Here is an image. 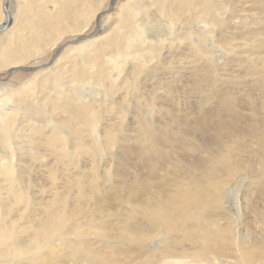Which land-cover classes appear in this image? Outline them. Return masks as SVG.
I'll use <instances>...</instances> for the list:
<instances>
[{"label":"bare ground","instance_id":"bare-ground-1","mask_svg":"<svg viewBox=\"0 0 264 264\" xmlns=\"http://www.w3.org/2000/svg\"><path fill=\"white\" fill-rule=\"evenodd\" d=\"M113 1L116 5L118 2L121 3L124 0H112L111 2ZM132 1L135 2L137 0ZM190 1L194 3V0ZM203 1L204 10L201 14L203 31L199 33V36L201 34L203 39L205 35L206 40L209 41L212 48L216 50L213 51L220 52L221 58L223 56L224 59H227L232 64H234L240 76L246 74V71L250 69L252 72H247L250 74V76H248V80L252 82L257 81L256 83L259 82L260 86H264V0ZM3 2L4 0H0V69L6 68V76L3 77L0 74V82L9 80L10 74L18 70L19 72L23 70H25V72L28 71L26 73H33V76L34 73L40 72L35 74V79L33 77L31 78V83L35 86H38L48 96L46 97L47 100H45V108L41 111L38 110V106V108H34L32 106L33 109H30L29 105V107H23L19 102L16 103L14 107H11L10 105L12 102H15L14 100L16 99V95L21 94L22 97L26 96L28 93L32 92L31 88H26L25 86H20L18 88L16 87L18 90H15L13 93H9L7 91L6 95H1L4 97L3 100L0 97V108L2 107V109H0V264H9L10 262L8 263L7 261L9 258H11L15 264L23 263V261L27 264H72L68 258L70 257L69 253L71 256L75 254L76 264H264V236L254 238L250 236L252 234H246L242 224H246L244 222L247 220L245 221V218L241 219V216H243L242 209L244 210L245 207L251 209L255 208L254 206L247 207V205H249L247 202L249 201H247V197H245L246 195H244V193H248L250 195L249 192H252L255 195L257 194L259 196H264V133L262 132L264 129L262 128L261 130V127L258 126L259 123L257 122L261 120H257V118H255L258 117V115L255 117L252 116L255 118L254 120L251 119L252 117L250 115L249 117L251 118L248 120L249 118L245 114V118L246 116L248 118L246 121H255L254 123L250 122V124H248L245 121V118H243L244 115H241L238 109L240 105L237 107V103L233 105V111L236 114L230 111L232 104L230 107H228L229 105L227 104V107L230 109L228 112L230 111V113L235 114H232L233 117L231 114H229V118H227L225 114L228 112L222 110V108L226 109L225 103V107L217 108V110L221 109L220 111L226 112L225 114L224 112H219L221 116L219 113V116H213L214 113H212L213 115H206L203 113L198 118H193L195 123L198 121L202 123L201 125H203V127H200V129L206 128L213 132V134H211L214 135V137L211 136L213 137L212 139L215 138V135L218 137L224 136L226 141H220L223 137L220 138V140H218V138L214 139L215 141L210 139L214 143L213 147H215L211 148V146H208L210 140L208 139V141L202 139L200 146H202L201 148L204 147L206 149V158H203L200 161L199 158H197L198 160H196V162L194 161L192 166H188L189 169L187 170H179L175 174L172 173V175L167 173L168 175L172 176L171 178L165 176V179H151V174H155L159 167L156 165L157 161L156 163L154 162L156 160V156H158L159 162H163L164 166V162H169L171 158L169 157L171 156L170 153V155L165 154V149L171 145V141L174 142L175 140L177 141L180 139V136L179 138L174 137L173 133L172 136L174 137V140L172 136H166L167 131L164 132L165 129L162 126L161 127L164 129L163 132L165 134H161L159 132L160 128L158 129L159 123H157L158 125L155 126L151 122L152 112L154 119L156 118L157 120L158 117H161L164 114V111L162 110L159 103L161 101L160 99L164 98L162 100L165 102L169 101L171 104H173L172 102H177L180 100V97L188 94L190 89L189 87L187 88V86L190 85H188L189 83L187 79H184L181 82L182 75L179 74L181 83V86L178 85L180 86L179 90L175 91L172 84V87L170 88V82L172 83L174 77H170L171 75L166 76L165 74L158 73L161 70L164 72L166 69L164 70L163 67H159L161 70H157L159 68L153 66L154 63L151 64L153 67L149 68L156 67L155 69H147L149 71H147V73L144 71L145 69L143 70L146 73H143V75H145L144 77L141 75V77L145 78V82L143 83H141L143 78L141 79V82V77L138 80L141 67L144 66L143 65L140 67L139 65L141 63L139 65H130L132 68L127 70L121 82H117L116 80V76L119 75H112L111 72L117 69L118 64L122 66L124 63L129 64V62H127L128 56H132V58H134L133 56H141V51L144 49L152 51V47L155 45L156 41V38L154 40V37L151 36V30H153L152 27L154 26V23H156L152 12L149 14L150 16L148 20H146L145 17H139L142 9L140 10L138 7L135 8L131 5L132 7L126 9L127 14L123 13L119 9L117 10L118 13L115 11L117 14H115L113 17L107 18L108 22H106L109 23L108 26H104L103 23L99 22L97 28L92 34H86L87 36L79 35L80 40L77 39L78 41H76V43L74 40L70 39L67 45H74H71V47L69 46L67 49H72L73 46L79 47V53L76 55V50H72L74 55L71 57V59H76V57H78L79 60L77 62H66L65 59V63H68L66 67H63V61L57 62L56 66H54L53 61L55 63L57 59V57H54L57 54L59 55L60 51L65 52L64 49L60 50V47L59 50L55 49L53 51L54 53L51 57L54 58V60L52 62L47 61L42 64L40 63V65H30V67H34L27 69V66H22L21 63L24 64L27 59L33 57L34 55H41L44 50H48V46H54L59 38L79 31L81 24L90 17L92 12H95V10L99 9L100 3H102L103 0H16L17 4L15 5H17V8L19 9L17 10V13L15 10L16 6L12 8L11 0H7L6 7L9 15L4 11ZM153 2L158 13L160 15H165L167 20L171 23L182 21L185 18H189L192 14L190 13L191 10L187 11L189 0H153ZM191 8L192 4L190 9ZM111 10L112 7L109 4V8L101 12L105 14L107 12L109 13ZM15 14H22L23 16L25 15V18L21 21L20 19L22 17L19 19L20 15H18V18H16L17 16ZM99 14L100 11L95 13L96 18L99 17ZM155 16L157 15L155 14ZM134 20H137L138 23L134 24ZM157 31L155 33H157ZM7 35L10 36L5 38ZM188 37L193 38V36ZM202 39H199L198 42L196 40L193 41L189 39L190 45L194 47L192 50H194L193 56L195 55V62L197 61V63H195L196 65H194L195 69H192L195 75L204 69L206 70V68L210 66L204 57L209 53L210 46L208 44L199 45V42ZM151 43L154 44L152 45ZM155 46L158 48L160 47L158 45ZM51 57L49 56V58ZM158 57H160V55ZM167 58L169 57L167 56ZM35 60L36 59H34V61ZM210 60L213 62L217 61L215 59ZM170 61L166 60L163 64L167 65L170 63ZM161 62H163V60ZM182 68L184 69L186 67L183 66ZM232 69H234V67ZM51 71L54 73L57 71L58 74L54 80L55 82L52 81L53 83H48L47 79H45V76ZM170 71L172 72V70H169V72ZM166 72L168 71L166 70ZM175 73H178V71L174 70V74ZM208 73L210 74L208 71L205 74ZM205 74L203 75L202 80L207 83L208 79L212 80V78ZM227 74L229 75V73ZM249 74L242 76V78ZM66 80H68V83L72 86L77 87V89H69ZM175 80L178 83L177 79ZM230 80L231 79H229V81ZM248 80L246 81L247 83H245L247 85ZM196 81L197 80H193V82ZM122 83L123 88L119 89L120 91L118 92L120 93H117L118 87ZM199 83L201 82L199 81ZM234 83L233 85L235 88ZM252 84L253 83H251V85ZM199 85L201 87V84ZM225 86L226 85L223 84L222 87ZM90 87H93L94 92H90ZM98 87L99 89H94ZM204 87L205 85L201 88L203 89ZM231 87L233 88V86H230V88ZM2 88L4 87L2 86ZM226 88H229V86L221 88V90ZM230 88L228 89L229 94L232 91H229ZM240 88L241 87H238L237 89ZM80 89L83 90L82 93H78L80 92L78 91ZM159 89L164 90L153 97H156L159 100H157L159 104L157 102L156 104H158L160 107L158 105H156V107H142L145 105L143 103L149 100L148 95H151L149 94L152 93L151 90L153 93H155ZM208 89L205 88L207 92ZM197 90L198 89H196V91ZM215 90L217 91V89ZM236 90L235 92L238 91ZM147 91L150 92L146 93ZM90 93H95L94 95L100 98L98 100H100L101 103H104L105 98H108V106L105 107L103 103H97V105H99L97 106L94 103V100L89 97ZM246 93L251 95V93L247 91ZM226 94L227 93L224 92L223 95ZM208 95H210V93ZM242 95L243 94H241V96ZM231 96L233 97V95ZM135 97L139 100H137ZM240 97L237 96L235 98ZM36 98H38V96ZM217 98L222 99V97ZM243 98H245V96ZM30 99H32V97ZM204 99L205 98L201 100ZM216 100L217 99H215V103ZM225 100L227 99L225 98ZM239 100L240 99H238V101ZM29 101L31 100H28V102ZM28 102L26 101V103ZM181 102L180 105L183 104ZM161 103L164 104L162 101ZM184 103L186 104L187 102L185 101ZM239 103H242V100L241 102L239 101ZM243 103L245 105V99ZM171 104H169V109ZM219 104L217 101V105ZM37 105L39 104L37 103ZM164 106H168V103L167 105L165 103ZM186 106H188V103ZM190 106L191 105L188 107ZM182 107L185 106L182 105ZM214 107L216 109V106ZM242 107L244 108V106ZM127 108H130V110ZM211 108L213 111L214 108L210 107V109ZM164 109L168 110L166 107ZM185 109L187 110L188 108ZM172 110L173 109H170L168 111L172 113ZM208 110H206V112ZM174 111H176V108H174ZM187 111H185V113ZM43 113H49L51 116L47 117L46 115V117H44L42 120V118L39 117V114ZM111 113L114 114L112 115V120H116L118 118V124L121 126H116L118 124L115 121L114 122L116 125L115 123L107 124L108 121H105L107 126H102L101 124L102 127L99 128L100 133L97 135L96 121L99 120V118L102 119L104 114L111 115ZM222 113L225 117L222 115ZM130 114L131 117H129ZM190 114L187 116H190ZM165 115L167 114L165 113L163 117ZM173 116H175V114L172 113L171 117L173 118ZM128 117L134 121L137 119L138 123H141L142 127L145 128H143L144 132H142L144 136L143 141L147 142L148 146H146V150L150 148L149 152H152L151 154H153V156H150L154 158L151 159L152 157L150 158L147 155V158H150V160L146 158V163L147 160L149 162L154 160L153 162L155 163H153V165L149 162L145 164V166L147 165V168H144L148 171L147 173L145 172V174H138L140 170L138 168L139 170L137 174L135 173V177H133L134 175H130L132 172L128 175V173L123 169V163H125L126 159H122L120 156L122 161H116L118 159L117 158L115 160L117 162V166H111V168L113 167L112 180L114 183L110 187V190L107 189V191H101L105 187L101 189L99 187L100 185H97L99 189L95 187L97 188V191L95 192L94 190L96 189H92L93 185L91 188L89 186L90 189L86 186L83 188V185L85 184L82 185V182L76 180V178L74 180L71 179L74 185H76L77 181V184L80 187L78 191H80L79 194L81 197L86 195L95 196L93 197V203L88 200V203H91V205L89 204L90 206H88V203H86L87 208L82 207L77 210V208L82 204H85V202L83 203L81 200L79 202L76 201V212L74 211L75 206L73 207L71 204V199L73 197H70L69 202V198L66 194L71 188L66 191H61V184H59V182H54L56 176L50 177V183L52 189H54V192L52 191V196H46L43 194L48 197L47 199L46 197L43 198L44 196L41 197V193L40 196L36 195L37 193L34 192L35 188H32L33 190L31 189L33 181L27 179V173L25 174V172H23L24 170L22 169V163H24V161L28 162L29 159H35L36 156L40 157L38 156L40 152L38 151V143L40 140H45V143L51 147L49 150L54 156H61L62 152H66L69 154V156H76L78 151L79 154L82 155L83 152L81 150L90 152L91 154H89L94 156L100 155V149L106 150L108 153V151L111 149L110 146L114 142L115 143L113 145L122 142L120 137L118 140L114 137V132H118L117 130H123L125 128L127 122L125 124H122V122ZM140 118H143V121L141 120L142 122L139 121ZM145 119L147 120V124L144 123ZM179 119L177 118V120ZM184 119H180L182 120V123L184 122ZM133 120L131 121V125L129 127H131L132 123H134ZM170 120L173 121V119ZM168 121L169 120H167V123ZM177 122L179 123V121ZM260 124H262V122ZM163 125L168 124L163 123ZM197 125V128H192L194 130L198 129L200 124ZM66 127L69 128L70 131L72 130V135L76 133V130L79 131L78 134L76 133V136L72 138V143H70V145H66L65 142L64 144L61 136ZM184 128L185 127H183V130ZM175 130L178 132L179 128ZM123 131L127 132L126 128ZM200 131L202 132V130ZM86 132H89L90 135L95 134L96 136L94 135V138L91 141L82 142L80 136ZM182 133L184 134V132ZM130 134L132 135V133ZM41 135H44V137L42 138ZM99 135H101L100 137L102 138H100V140H102L101 142H103L102 145H100L97 141ZM122 136H124L123 133ZM135 136L139 137L138 135ZM191 136L188 138H181L182 142L179 144L180 149L181 147H190L191 149H194L195 144L192 142H194V139L197 138L194 134ZM170 137L172 140H170ZM136 140L138 142L137 138ZM68 142L67 144H69ZM120 145L122 144H119V146ZM252 145L255 146L253 149L250 147ZM99 146H102V148H99ZM128 146L130 147L131 145ZM124 147L122 145L121 148L123 149ZM197 147L199 146L197 145ZM197 147H195V149ZM170 148L174 149L173 147ZM176 148H178L177 144ZM125 149L124 153L126 155H130L129 152L135 153L136 151H133V149ZM110 151L109 153H111ZM195 151L197 152V150ZM43 153H45V151ZM203 155L206 156L204 152ZM135 157L132 158L135 159ZM42 158L47 157H45L43 154ZM77 158L80 160L79 155ZM81 158H83V156ZM127 158L128 164L131 161V157L129 156ZM143 159V156L142 160L141 157H139V160L144 161ZM123 160L125 161L123 162ZM172 160L174 162L173 164L178 163L174 159ZM252 160L254 164L256 163L260 166V169L254 167L253 170V164L251 163ZM109 161L110 159L107 157L105 162ZM30 162H32V160H30ZM135 162L136 160H134V163ZM39 163L40 162H38V164ZM54 163L57 162L54 161ZM136 163L140 162L137 161ZM40 164L39 166H42ZM256 164L255 166L257 167ZM103 166L104 168L102 170V178L100 177V181L103 179L105 183V180L108 178L107 176L109 174L110 164L105 163ZM139 166L140 165H138V167ZM60 169H62V167ZM75 169L77 170L78 168ZM75 169L72 170L73 172L70 170V174L74 175ZM80 169L82 170V168ZM127 169L126 171L129 170ZM161 170L162 169H160V171ZM64 171H66L65 168ZM165 171L167 170L165 169ZM33 173H35V171ZM241 173H246L247 175H244L248 176L249 179V181L245 183V186L248 187L247 192L245 191L242 196L245 205L243 206V200L236 201L238 198L232 203L228 201L224 202L222 196V190H224L223 188H225L226 184L230 181L233 182L232 180L235 179L236 175ZM24 174L25 176H23ZM73 175H70V178ZM39 176L42 175L39 174ZM67 176L69 177L68 174L66 177ZM131 176L133 178H131ZM43 177L44 176H42V178ZM63 179L66 180L64 177H62V180ZM109 182L110 181H108V183ZM68 183L70 182L68 181ZM114 185H116L118 190ZM34 187H36V184ZM69 187L71 186L69 185ZM42 188L44 189L45 186L43 185ZM65 188L67 189L68 187ZM74 188L75 187L72 189ZM86 188L89 190H86ZM72 191L76 193L75 190ZM121 191L124 193H121ZM48 192L46 191V193ZM97 193H100L101 196H96L95 194ZM70 194L72 195L73 193L71 192ZM67 198L68 200H66ZM44 199H46V201H44ZM253 201L255 200L253 199ZM224 204L228 205L226 206L228 210ZM18 205H20L23 209ZM250 211L252 212L253 210ZM11 212L13 214L9 215H14L12 216L13 218H9L11 216H8V213ZM254 216V218H257V216L261 218V215L259 216L258 213H255ZM260 218L255 220V223H257L255 225L256 229L262 227V224H264V222H261ZM262 219L264 218L262 217ZM90 235H92V238L88 241L86 240L83 242L78 239L82 237L86 239L85 237ZM67 236H74V240L70 241L76 243V245L72 244V242L66 241L68 238ZM83 238L82 240H84ZM46 243H49L51 246L49 245L50 247L47 246V248H45ZM44 248L46 249L45 251H43ZM21 260L23 261L21 262Z\"/></svg>","mask_w":264,"mask_h":264},{"label":"rangeland","instance_id":"rangeland-1","mask_svg":"<svg viewBox=\"0 0 264 264\" xmlns=\"http://www.w3.org/2000/svg\"><path fill=\"white\" fill-rule=\"evenodd\" d=\"M110 1V2H109ZM111 1L112 0H103V2L102 3H100V6H99V11H100V14H99V17L98 18H96V16H95V13H97V12H99L98 10H95V12H92L91 13V15H90V17L87 19V20H85V22H83L82 24H81V26H80V30L79 31H77V32H74V33H72V34H68V35H65V36H63V37H61V38H59L58 39V41L54 44V46H48V50H44L43 51V53L41 54V55H38V56H36V55H34L33 57H31V58H29V59H27V61L26 62H24V64L23 63H21L22 64V66H27V69H30V68H33L34 66H31L30 67V65H40V63L42 64V63H44V62H47V61H53L54 60V58H56L57 57V59H59V60H57L56 59V62L54 63V61H53V64H54V66H56V64H57V62H62L63 61V63H64V65H63V67H66L67 66V64L68 63H65V59H66V62L68 61H78L79 60V58L78 57H76V59H71V57L74 55V52L72 51V50H76V55L79 53V47H77V46H73L72 47V49H67L69 46L71 47V45H74V44H71V45H67V43L70 41V39H72V40H74V42L76 43V41H78V40H80L79 39V37L80 36H87V35H90V34H92L94 31H95V29H96V25H97V22H98V24H99V22L100 23H103V25L105 26H108V24L109 23H107L108 22V19L107 18H109V17H113L115 14H117L118 12H117V10H119L120 9V11H122L123 13H126L127 14V11H126V9H129L130 7H138L140 10H141V12H140V14H139V17H145L146 18V20H148V18H149V14L152 12V14H153V16H154V18H155V22L156 23H154V26L152 27L153 28V30H151V36L152 37H154L153 39L155 40V38H156V41H155V45H158V46H160L159 48L161 49H159L158 47H156L155 45H153L154 43H151L152 45H153V47H152V51L151 50H147V49H144L143 51H141L142 53H141V56H133L134 58H132V56H128V59H127V62H129V64L128 63H124V65L122 66V65H120V64H118V66H117V69L115 70V71H112L111 73H112V75H119V76H116V77H114V78H116V80H117V82L118 81H120L121 82V80H122V78H123V76L126 74V72H127V70H130L132 67L130 66V65H133V64H140L139 66L141 67V66H143V67H141V70H140V73H139V75H138V80H139V78L141 77V75L144 77L145 75H143V73L144 74H146L147 73V69H149V70H153V69H155L156 67H163L164 68V70L166 69L168 72H166V70L163 72L162 70H161V68H159V69H157V70H161V71H157L158 73H160V74H165L166 76H170V77H174V79L172 80V83L170 82V85L172 84L173 85V89L175 90V91H177V90H179V88H180V86H181V83H180V76H179V74L180 75H182L181 76V82L185 79H187L188 80V85H190V86H187V88L189 87V89L191 90H189L188 91V94H185V95H183L182 97H180L179 99L182 101H177V102H172L173 104H171V102H165L164 100H162V99H164V98H162V99H160L162 102H164V104L163 103H161V101L159 102L160 103V105H161V108H162V110L164 111L163 113L165 114H167V115H165L164 117H163V115L161 116V117H158L157 118V120H156V118L154 119V115H153V112H152V124H154L155 126L156 125H158L157 123H159V125H158V129H159V132L161 133V134H165L164 132H166L167 131V134H166V136H172V133H173V135H174V137H177V138H179V136H180V139H178L177 141L175 140L174 142L173 141H171L172 143H171V145L169 146V147H167L166 149H165V154H168V155H170L171 154V156H169V157H171L170 158V163L169 162H164L165 164H164V166H163V162L162 161H158L159 159H158V156H156V160L154 161V160H152V161H148L147 160V163L149 162V163H152V165H153V163L155 162L156 163V161H157V163H159V164H157L156 163V165L157 166H159L158 167V170L160 171V169H162L160 172L157 170L156 172H155V174L154 173H152L151 174V176H152V178L151 179H158V178H161V179H165V176H167V177H172L171 175H172V173L173 174H175V173H177V171H179V170H187V169H189V167L190 166H192L193 164H194V161L196 162V160H198L197 158H199V161L201 160V159H203V158H206L207 157V154H206V152H205V148L203 149V148H201L202 146H200L201 145V143L200 142H202L201 140L202 139H205V140H213V141H215L214 139H217L218 138V140H220V138H225L224 136H221V137H218V136H216L215 135V138L214 139H212L213 137H214V135H211V134H213V132L212 131H210L209 129H204V128H202V129H200V127H203V125H201L202 123L200 122V121H198V122H196L195 123V120L194 119H196V118H198L199 116H201V114H206V115H213L212 113H214V115L213 116H215V115H218V113L219 112H224V114L226 113L225 111H227L228 112V110H230V111H232L233 113H235L234 111H233V105L234 104H237L238 103V105H237V107L240 105L241 106V108L243 109H241L240 108V106L238 107V109H239V111H240V113H241V115H244L243 116V118H245V114L248 116V118H247V116H246V118H245V121H246V119H248V120H250V118L252 117V116H257L258 115V117H255V118H257V120L259 119H261L259 122H257V123H259L258 124V126L259 127H261L260 129L262 130V128L264 129V125H262V124H264L263 123V120H264V86H260L259 85V82L258 83H256L257 81H255V82H252V81H249L248 80V76H250V74L249 73H251L252 71L250 70V69H248L247 71H246V74H249V75H247V76H245L244 78H242V76H244V75H246V74H243V75H239L238 74V72H237V70H236V67H235V65L234 64H232L230 61H228L227 59H224V57L222 56V58L220 57V52H214V51H216L215 49H213L212 48V46H211V44L209 43V41H207L206 40V38H205V35H204V38L202 39V37H201V34H200V36H199V33L200 32H202L203 31V28H202V18H201V14L203 13V10H204V6H203V0H194V3H192L190 0H189V2H188V9H187V11L188 10H191L190 11V13H192L191 14V16L189 17V18H185V19H183L182 21H177V22H175V23H171L170 21H168L167 20V18H166V16L165 15H160L159 13H158V11L156 10V7H155V5H154V2H153V0H137V1H135V2H133L132 0H124L123 2H121V3H117L116 5H115V3H114V1H113V6L112 5H110L111 7H112V10L111 11H109V13L107 12V13H105V14H103V12H101V11H103V10H107L108 8H109V4H111ZM127 1V2H126ZM141 1V2H140ZM169 1V0H168ZM142 2H143V4H142ZM125 3V4H124ZM135 3V4H134ZM11 4H12V8L13 7H15L16 6V8H15V10H16V13H17V10H19L18 8H17V5H15V4H17L16 3V0H11ZM191 4H192V8L190 9V7H191ZM121 5V6H120ZM132 5V6H131ZM196 6V7H195ZM118 7V8H117ZM125 8V9H124ZM117 13H116V12ZM186 11V12H187ZM196 11V12H195ZM201 12V13H200ZM198 13V14H197ZM155 14L157 15V16H155ZM17 17L16 18H18V15H20V17H19V19L22 21L24 18H25V15L23 16L22 14H15ZM22 15V16H21ZM136 18V17H135ZM95 19H97V20H95ZM163 19V20H162ZM194 20V21H193ZM107 21V22H106ZM135 21V22H134ZM133 21V23L135 24V23H138L137 22V20H134ZM158 21V22H157ZM165 21V22H164ZM163 22V23H162ZM104 23H106V24H104ZM160 23V24H159ZM115 25V24H114ZM113 25V26H114ZM200 25V26H199ZM157 26V27H156ZM162 28V29H161ZM176 28V29H175ZM83 30V31H82ZM157 31V33H155L156 31ZM83 34H82V33ZM159 32V33H158ZM162 32V33H161ZM168 33V34H167ZM189 33V34H188ZM78 34V35H77ZM85 34V35H84ZM87 34V35H86ZM159 34V35H158ZM80 35V36H79ZM10 35H7L5 38H8ZM158 36V37H157ZM166 36H167V38H166ZM188 36H193V38H189ZM63 38V39H62ZM88 38V37H87ZM195 38V39H194ZM76 39V40H75ZM78 39V40H77ZM164 39H166V40H164ZM189 39L190 40H193V41H199V39H202L200 42H199V45H205V44H208L209 46H210V49H209V53L208 54H206V56H204L205 57V60L209 63V67H207L206 68V70L208 71V72H210V74L208 73V74H205V73H207V71L204 69V70H202V71H200L199 73H197V75H195L194 74V71L192 70V69H195V67H194V65H196L195 63H197V61L195 62V55L193 56V52H194V50H192L194 47L193 46H191L190 45V42H189ZM66 40V41H65ZM173 40V41H172ZM164 41H166V42H164ZM153 42V41H152ZM169 42V43H168ZM186 42H187V44H186ZM63 43V44H62ZM165 43H166V45H165ZM177 43V44H176ZM179 43V44H178ZM60 45V46H59ZM64 45H66V46H64ZM162 45V46H161ZM169 45V46H168ZM177 45V46H176ZM57 48H56V47ZM60 47H61V49H60ZM162 47V48H161ZM175 48V49H174ZM177 48H179V49H177ZM55 49H60V50H62V49H64L65 50V52H63V51H60V54L58 55H56L54 58H52L51 56L53 55V51L55 50ZM154 49V50H153ZM71 50V51H70ZM214 50V51H213ZM67 51V52H66ZM51 52V53H50ZM73 52V53H72ZM157 52V53H156ZM50 53V54H49ZM65 53V54H64ZM67 53V54H66ZM216 53V54H215ZM47 56H46V55ZM157 54V55H156ZM164 54V55H163ZM190 54H191V56H190ZM210 54V55H209ZM215 54V55H214ZM70 55V56H69ZM160 55V57H158ZM186 55H188V56H186ZM41 56V57H40ZM49 56L51 57V58H49ZM59 56V57H58ZM156 56V57H155ZM167 56L169 57V58H167ZM212 56V57H211ZM217 56V57H216ZM40 57V58H39ZM182 57H183V59H182ZM185 57V58H184ZM193 58V60H192V58ZM215 57V58H214ZM37 58H39V59H37ZM63 58V59H62ZM69 58V59H68ZM165 58V59H164ZM31 59V60H30ZM34 59H36L35 61H34ZM48 59V60H47ZM68 59V60H67ZM173 59V60H172ZM181 59V60H180ZM186 59V60H185ZM210 59H215V60H217V61H215V62H213V61H211ZM224 59V60H223ZM163 60V62H161ZM166 60H172V61H170V63H168L167 65L166 64H163ZM190 60H192V61H190ZM177 61V62H176ZM211 61V62H210ZM31 62V63H30ZM37 62V63H36ZM130 62H131V64H130ZM157 62V63H156ZM171 62H172V66H171ZM188 62H190V63H192V64H190V63H188ZM152 63H154L153 64V66H156V67H154V68H149V67H153L151 64ZM224 63V64H223ZM159 64V65H158ZM212 64V65H211ZM222 64V65H221ZM178 65H179V67H178ZM231 65H234V66H231ZM174 66H176V67H174ZM183 66H185L186 68H182ZM224 66V67H223ZM231 66V67H230ZM146 67V68H145ZM188 67H190V68H188ZM193 67V68H192ZM234 67V69H232ZM162 68V69H163ZM223 68H225V69H223ZM145 69V70H144ZM172 70V72L170 71L169 72V70ZM227 69V70H226ZM231 69V70H230ZM4 72H3V71ZM146 72H144V71ZM174 70L175 71H178V73H175L174 74ZM189 70V71H188ZM191 70V71H190ZM230 70V71H229ZM233 70H235V71H233ZM246 70V69H245ZM2 71V72H1ZM5 71H6V68H3V69H0V74L3 76V77H5L6 76V74H5ZM184 72V73H182V72ZM211 71H212V73H211ZM235 72V73H232V72ZM26 72H28V71H26ZM25 72V70H23V71H20L19 72V70L18 71H15L14 73H11L10 74V78H9V80H5V82H0V85H2L4 88H2V86H0V97H1V99L3 100L4 99V97H2L3 95H6L7 94V91L9 92V93H13L15 90H18L17 88L18 87H20V86H25L26 88H31L32 89V92H30V93H28L26 96H21V94H18V95H16L15 96V102H12L10 105H11V107H14L15 105H16V103H21L20 105L21 106H23V107H27L28 105L30 106H28L30 109H33L32 108V106L35 108H38V110H42V109H44L45 107H44V104H45V100H47V94H45V92L44 91H42L38 86H35L34 84H32L31 83V78L33 77L34 79H35V74H38V73H40V72H38V73H34V76H33V73H26ZM149 72V71H148ZM192 72V73H191ZM205 72V73H204ZM247 72H249V73H247ZM116 73V74H115ZM172 73V74H171ZM190 73V74H189ZM220 73V74H219ZM227 73H229V75L231 76V78H230V76L227 74ZM240 73V72H239ZM244 73V72H243ZM58 74V72L57 71H55V73L54 72H48L47 73V75L45 76V79H47V81H48V83H51L52 81H54L55 80V78H56V75ZM169 74V75H168ZM185 74V75H184ZM209 75V77H211L212 78V80L210 79H208V82L206 83L204 80H202L203 79V75ZM214 74V75H213ZM239 75V77H238V75ZM27 75V76H26ZM192 75H193V77H192ZM199 75V76H198ZM225 75V76H224ZM185 76H186V78H185ZM189 76H190V78H189ZM223 76V77H222ZM233 76H234V78H233ZM143 77H141L140 78V82H141V79L143 78ZM199 77V78H198ZM221 77V78H220ZM241 77V78H240ZM12 78V79H11ZM196 78H198V79H196ZM145 78H143L142 79V82L141 83H143V82H145V80H144ZM175 79H177V81H178V83L176 82V80ZM229 79H231L230 81H229ZM233 79V80H232ZM144 80V81H143ZM193 80L195 81V80H197L196 82H193ZM248 80V85L247 84H245V83H247L246 81ZM199 81L201 82V83H199ZM219 81H221V82H219ZM227 81V82H226ZM229 81V82H228ZM235 83H234V82ZM23 82V83H22ZM38 82V81H37ZM55 82V81H54ZM119 82V83H120ZM222 82H223V84H225L226 86H229V88H230V86H233V88L231 87L230 88V90L229 91H231L230 92V94H229V92H228V89L229 88H226V89H222L221 90V88H225V87H222L223 86V84H222ZM39 83V82H38ZM53 83V82H52ZM66 83H67V85H68V88L69 89H73L74 90V88L75 89H77V87H74V86H72L71 84H69L68 83V80H66ZM192 83H193V85H192ZM196 83V84H195ZM205 83V84H204ZM231 83V84H230ZM233 83L235 84V88L237 89L238 87H241L240 89L242 90H240V89H235L234 88V85H233ZM251 83H253L252 85H251ZM256 83V84H255ZM199 84H201V87H203L204 85H205V87L202 89L201 87H200V85ZM202 84H203V86H202ZM209 84V85H208ZM220 84V85H219ZM249 84H250V86H249ZM258 84V85H257ZM261 84V83H260ZM66 85V84H65ZM71 85V86H70ZM172 85L170 86V88L172 87ZM178 85H180V86H178ZM207 85V86H206ZM221 87H219V86ZM253 85H255V86H253ZM123 86V83L118 87V90H117V93H120V92H118V91H120L119 89H121V88H123L122 87ZM193 88H196V89H198L199 90V93H198V90L196 91V89H193ZM199 86V87H198ZM210 86V87H209ZM214 86H215V88H214ZM237 86V87H236ZM17 87V88H16ZM36 87V88H35ZM175 87H176V89H175ZM208 87H209V89H208ZM242 87H244V88H242ZM92 88V89H91ZM205 88L206 89H208V92L205 90ZM212 88V89H211ZM35 91H34V90ZM94 89H99V87L98 88H94ZM192 89H193V92H192ZM213 90V91H211V90ZM215 89H217V91L215 90ZM162 90V91H161ZM163 90L164 89H159L158 91H156L155 93H153V91L151 90V92L152 93H149L148 91L146 92V93H149V94H151V95H148V98H149V102L147 101V102H144L143 104H145V105H143L142 107H148V106H150V107H156V105H158L159 103L157 102V98L156 97H153L154 95H156V94H158V93H160V92H163ZM202 90H204V91H202ZM220 90V91H219ZM225 90V91H224ZM235 90L237 91V92H235ZM240 90V91H239ZM36 91H37V94H36ZM78 91H80V92H78V93H82V91L83 90H78ZM202 91V92H201ZM221 93H219V92ZM226 92L227 94V96L226 95H223L224 94V92ZM246 91L247 92H249V93H251V95L250 94H248V93H246ZM90 92H94L93 91V87H90ZM222 92H223V94H222ZM5 93V94H4ZM41 93V94H40ZM210 93V95H208ZM234 93V94H233ZM237 93V94H236ZM246 93V94H245ZM32 94V95H31ZM51 94H52V91H51ZM95 93H90V95H89V97L91 98V99H93L94 100V103L97 105V103L98 104H102L101 102H100V100H98V99H100L98 96H96V95H94ZM215 94V95H214ZM241 94H243L242 96H241ZM248 94V95H247ZM2 95V96H1ZM36 95V96H35ZM206 95V96H205ZM231 95H233V97L231 96ZM38 96V98H36ZM41 96H42V98H41ZM44 96V97H43ZM186 98H185V97ZM196 96V97H195ZM226 96V97H225ZM237 96H241L240 98H235V97H237ZM245 96V98H243ZM32 97V99H30ZM34 97V98H33ZM184 97V98H183ZM195 97V98H194ZM210 99H209V98ZM217 97H222V99L220 98H217ZM247 97H248V99H247ZM136 98V97H135ZM200 98V99H199ZM203 98H205L204 100H201V99H203ZM225 98L227 99V100H225ZM229 98V99H228ZM137 99V98H136ZM186 99H188V100H186ZM215 99H217L216 100V103H215ZM223 99H224V101H223ZM237 99V100H236ZM238 99H240L239 101L241 102V100H242V103H239V101H238ZM244 99H245V105H244ZM12 100V99H11ZM28 100H31V101H29L28 102ZM33 100V101H32ZM44 100V101H43ZM137 100H139V99H137ZM153 100V101H152ZM193 100V101H192ZM25 102V103H23V102ZM26 101L29 103H26ZM159 101V100H158ZM187 102L188 103V106L189 105H191L190 107H188V106H186L187 105V103L185 104L184 102ZM205 101V102H204ZM213 101H214V103H213ZM217 101H218V104L219 105H217ZM231 103H230V102ZM108 102H109V99L108 98H105V101H104V106L105 107H107L108 106ZM154 102H155V105H154ZM156 102L158 103V104H156ZM180 102L181 103H183V104H181L180 105ZM224 102V103H223ZM37 103L39 104V105H37ZM165 103H166V105H167V103H168V106H164L165 105ZM204 103V104H203ZM223 103V104H222ZM225 103H226V109H224V108H222V110H225V111H220L219 109L217 110V108H221V107H225ZM27 104V105H26ZM31 104V105H30ZM169 104H171L170 106V109H173L172 111V113L173 114H175V116H173V118L171 117V114L172 113H170L168 110H170L169 109ZM211 104V105H210ZM214 104V105H213ZM227 104L229 105L228 107H230L231 106V104H232V107H230V109L227 107ZM41 105H42V107H41ZM177 105V106H176ZM182 105L183 106H185V107H182ZM213 105V106H212ZM220 105H222V106H220ZM224 105V106H223ZM247 105V106H246ZM249 105V106H248ZM38 106V107H37ZM97 106H99V105H97ZM159 106V105H158ZM164 106V107H163ZM175 106V107H174ZM180 106H181V109H180ZM207 106V107H206ZM214 106H216V109H215V107ZM220 106V107H219ZM242 106H244V108L242 107ZM160 107V106H159ZM167 108L168 110H166V109H164V108ZM173 107V108H172ZM205 107H206V109H205ZM210 107H213L214 109H213V111H212V108L210 109ZM255 107V108H254ZM130 108H131V106H130ZM130 108H127L128 110H130ZM174 108H176V111H174ZM185 108H188L187 110L185 109ZM0 109H2V107L0 108ZM183 109H185V110H183ZM189 109H190V112H191V114H190V112H189ZM204 109V110H203ZM208 109H210V110H208ZM245 109V110H244ZM253 109V110H252ZM180 110V111H179ZM203 110V111H202ZM206 110H208L207 112H206ZM216 110V111H215ZM256 110V111H255ZM185 111H187L186 113H185ZM193 111V112H192ZM230 111L227 113V114H225L226 115V117L227 118H229V114H231V116H232V114L233 113H230ZM255 113H254V112ZM19 112H21V111H19ZM18 112V113H19ZM181 112V113H180ZM217 112V113H216ZM245 112V113H244ZM196 113V114H195ZM244 113V114H243ZM17 114V113H16ZM184 114V115H183ZM186 114V115H185ZM190 114V116H187V115H189ZM236 114V113H235ZM235 114H233V115H235ZM40 115H42V116H40ZM46 115H47V117H49V116H51L49 113H47V114H39V117H41L42 118V120L44 119V117H46ZM112 115H114L113 113H111V115H106V114H104V117L102 118V119H100L99 118V120H97L96 122H97V135L100 133V129L99 128H101L102 126H107V124L109 123V124H114L115 122H117V124H118V118L116 119V120H112ZM181 117H180V116ZM219 115L221 116V114L219 113ZM218 115V116H219ZM222 115H223V113H222ZM251 115V117H249ZM138 116H139V114H138ZM186 116V117H185ZM212 116V117H213ZM224 116V115H223ZM110 117V118H109ZM129 117H131V114L129 115ZM129 117L128 118H125L124 119V121L122 122V124H125L126 122H127V125L125 126V128H126V131L127 132H125V131H123V130H117L118 132H114V137L118 140L119 139V137H120V139H122L121 141L122 142H124V143H119V144H122L123 145V149L121 148L122 147V145H120L119 146V144H115V145H113L114 143H113V141H112V145L110 146V152L111 153H109V151H108V153H107V151L106 150H103V149H100L99 150V154L100 155H96V156H94V155H90L91 153L90 152H87V151H84V150H81L82 152H83V154L81 155V154H79V151H78V153H76V156H73V155H70L69 156V154H67L66 152H62V154L64 155H62L61 154V156H54L53 155V153L52 152H50V146L49 145H47L46 143H45V140H40V142L38 143L39 145H41V146H39L38 145V151H40L39 152V155L38 156H40V157H37L36 156V158L38 159H29L28 160V162H26V161H24V163H22V165H23V172H25V174L27 173V175H26V177H27V179H29L30 181H33L32 183V185H33V187H32V185H31V189L33 188H35V190L37 191V189H38V191H39V193H38V191L36 192L35 190H34V192L35 193H37L36 195H41V197H43V198H45L47 195H49V196H52V194H53V192H54V189H52V186H51V178L50 177H52V176H56L55 178V180H54V182L55 183H58L59 182V184H61V191H66V190H68L69 188H71V189H69L70 190V192H69V190H68V193H66L67 194V197L69 198V200H68V198L66 199V200H68L69 202H70V197H73L72 199H71V204L73 205V207H74V211L76 212V203L77 202H79L80 200L84 203L85 202V204H82L80 207H78L77 208V210H79L80 208H82V207H86L87 208V205H86V203H88L89 201L90 202H92L93 203V197H95V196H93V195H86V196H80V191H78L79 189H80V187L78 186V184H77V181H76V185H74L73 184V181H71V179L72 180H74L75 178H76V180H78V181H80V182H82V185L83 184H85V185H83V188H85V186L86 187H88L89 188V186H90V188H91V186H92V189L94 190V189H96V190H94L95 192L97 191V188L99 189V187L102 189L103 187H105V188H103V190H101V191H107V189L108 190H110V187L112 186V184L114 183V181L112 180V170H113V167H115V165L117 166V162L116 161H122V159H126V161L125 160H123V162L125 161V163H123V165H124V167H123V165H122V167H123V169H124V171L125 172H127L128 173V175H129V173H131L132 172V174H130V175H134L133 177H135V175L138 173V170H139V173L138 174H145V172L147 173L148 171L145 169V168H147L146 166H145V164H147L146 163V158L149 156L150 158L153 156V154H151L152 152H149L150 150V148L148 149V150H146L147 149V147L146 146H148V144H147V142L146 141H143V138H144V136H143V133L142 132H144V127H142V125H141V123H138V120L136 119L135 121L133 120V119H129ZM163 117V118H162ZM179 119H184V118H186V119H184V122L182 123V120H177V118ZM189 117V118H188ZM191 117H192V120H191ZM225 117V116H224ZM233 117V116H232ZM254 117H252L251 119H255ZM260 117V118H259ZM107 118H109V119H107ZM160 118V119H159ZM173 119V121L172 120H170V119ZM194 118V119H193ZM126 119H128V120H126ZM133 120V122L134 123H132V126L131 127H129L130 125H131V121ZM143 121V118H140L139 119V121L140 122H142ZM163 121V122H161V121ZM166 120V121H165ZM167 120H169L168 121V123H167ZM176 120V121H175ZM193 120H194V122H193ZM246 121L248 124H250V122H252V123H254L253 122V120L252 121ZM104 121V122H103ZM105 121H108L107 122V124H106V122ZM115 121V122H114ZM154 121V122H153ZM165 121V122H164ZM171 121V122H170ZM175 121V122H174ZM177 121H179V123L177 122ZM188 121V122H187ZM100 122V123H99ZM262 122V124H260ZM144 123L145 124H147V120L145 119L144 120ZM163 123L164 124H168V125H163ZM172 123H174V124H172ZM196 125H195V124ZM101 124H102V126H101ZM182 124V125H181ZM184 124V125H183ZM190 124H191V126H190ZM197 124H200L199 125V127H198V129H196V130H194L193 128H197ZM115 125H116V123H115ZM192 125H194V126H196V127H194V126H192ZM116 126H118V127H120L121 125H116ZM138 126V127H137ZM165 129H162V127ZM189 126V127H188ZM124 127V126H123ZM134 127V128H133ZM137 127V128H136ZM168 127V128H167ZM171 127V128H170ZM176 127V128H175ZM179 128V130H178V132H177V130H175V129H178ZM183 127H185L184 128V130H183ZM193 127V128H192ZM128 128V129H127ZM131 128H132V131H131ZM144 128V129H143ZM174 128V129H173ZM99 129V130H98ZM135 129V130H134ZM137 129H139V130H137ZM162 129V130H161ZM168 129V130H167ZM163 130H164V132H163ZM174 130V131H173ZM200 130H202V132H204V133H202ZM205 130H206V132H205ZM138 131V132H137ZM140 131H141V134H140ZM173 131V132H172ZM187 131V132H186ZM188 131H191V132H188ZM193 131H194V133H193ZM196 131V132H195ZM198 131V132H197ZM209 131V132H208ZM77 134H78V130H76L75 131ZM123 133V135L124 136H122V133ZM182 133V132H184V134L182 133V134H180V133ZM208 132V133H207ZM210 132H212V133H210ZM263 133H264V130L262 131ZM64 133V134H63ZM63 133H62V139H63V143L65 142L66 143V145H70V143H72L71 142V140H72V138L74 137V136H76V133L75 134H73L72 135V130L70 131V129L69 128H65L64 129V131H63ZM126 133V134H125ZM130 133H132V135L130 134ZM135 133V134H134ZM194 134V135H196L195 137L197 138V139H194V142H192V143H194L193 145H194V149H191L190 147H181V149H180V147H179V144H180V142H182L181 141V138L183 137V138H188L189 136H191L192 134ZM117 134H120V135H117ZM128 134V135H127ZM187 134V135H186ZM95 134H93V135H90L89 134V132H86V133H84V134H82L81 136H80V139H81V141L83 142V141H91L94 137ZM126 135V136H125ZM135 135H138L139 137H137V136H135ZM185 135V136H184ZM197 135H199V136H197ZM204 135H206V136H204ZM210 137H209V136ZM96 136V135H95ZM101 135H99V138L97 139V141H98V143L100 144V145H102V143L103 142H101L102 140H100V137ZM187 136V137H186ZM211 136H213V137H211ZM41 137L43 138L44 137V135H41ZM68 137V138H67ZM122 137H124V138H122ZM132 137V138H131ZM174 137L172 136V138H173V140H174ZM192 137V136H191ZM83 138V139H82ZM136 138L138 139V142H137V140H136ZM141 138V139H140ZM200 138V139H199ZM222 138V140H220V141H226V138L225 139H223ZM102 139V138H101ZM135 139V140H134ZM153 139H154V137H153ZM156 139V138H155ZM199 139V140H198ZM70 140V141H69ZM123 140H125V141H123ZM142 142H141V141ZM170 140H172L171 139V137H170ZM208 140V141H209ZM210 140V142H209V145L208 146H211V148H215V147H213V141H211ZM69 141V142H68ZM136 141V142H135ZM187 141V140H186ZM67 142L69 143V144H67ZM101 142V143H100ZM128 142V143H127ZM129 142H131V143H129ZM64 143V144H65ZM137 143V144H136ZM125 144V145H124ZM176 144L178 145V148H176ZM128 145H131L130 147L128 146ZM173 145V146H172ZM183 145V144H182ZM197 145L200 147H197ZM253 145H255V144H253ZM250 146V147H252V149L255 147V146ZM134 146H137V147H134ZM140 146V147H139ZM113 147V148H112ZM142 147V148H141ZM170 147H173L174 149H172V148H170ZM195 147H197L196 149H195ZM99 148H102V146H99ZM121 148V149H120ZM125 148H127V149H133V151H135V155L133 154V153H131V152H129V154L130 155H126L124 152V149ZM134 148H136V149H134ZM138 148V149H137ZM190 148V149H189ZM193 148V147H192ZM48 149V150H47ZM141 150V152H140V150ZM126 150V149H125ZM192 150V151H191ZM195 150H197V152L195 151ZM200 150V151H199ZM45 151V153H43ZM138 151V152H137ZM148 151V152H147ZM174 151H176V152H174ZM184 151V152H183ZM187 152V153H186ZM192 152V153H191ZM196 152V153H195ZM202 152V153H201ZM203 152H204V154L206 155V156H204L203 155ZM51 153V154H50ZM90 153V154H89ZM121 153H123V154H121ZM138 153V154H137ZM145 154V156H144V154ZM147 153V154H146ZM170 153V154H169ZM249 153V152H248ZM45 155V157H47V158H42V155ZM93 154V153H92ZM108 154H111V155H108ZM113 154V155H112ZM132 154V155H131ZM202 154V155H201ZM246 154H247V152H246ZM48 155V156H47ZM78 155H79V158H80V160H83V161H80L77 157H78ZM137 155V156H136ZM141 155V156H140ZM148 155V156H147ZM150 155H152V156H150ZM173 155H177V156H173ZM83 156V158H81ZM91 156V157H90ZM112 156H114V157H112ZM120 156H121V158H120ZM125 158H124V157ZM131 157V161L127 164V162H128V158L127 157ZM136 156V157H135ZM142 156L144 157V161H141L142 160ZM204 156V157H203ZM51 158V161H50V158ZM73 157V158H72ZM75 157V158H74ZM96 157H97V159H96ZM99 157V158H98ZM107 157L110 159V161L109 162H105V160H107ZM132 157H135V159L134 158H132ZM139 157H141V160H139ZM176 157H178V158H176ZM202 157V158H201ZM41 160H40V159ZM54 158V159H53ZM63 158V159H62ZM71 158V159H70ZM115 158V159H114ZM119 160H118V159ZM137 158H138V160H137ZM150 158H147V159H149L150 160ZM185 160H184V159ZM194 158H195V160H194ZM69 159V160H68ZM90 159V160H89ZM96 159V160H95ZM117 159V160H116ZM136 160V162L138 161V162H140V163H134V160ZM151 159H154L153 157L151 158ZM172 159H174L175 161H177V162H175V163H177V164H173L174 162H173V160ZM181 159V160H180ZM182 159H183V161H182ZM30 160H32V162H30ZM34 160V161H33ZM40 160V161H39ZM44 160V161H43ZM78 160V161H77ZM88 160V161H87ZM96 162H95V161ZM116 160V161H115ZM193 162H192V161ZM53 161V162H52ZM54 161L55 162H57V163H54ZM99 161V162H98ZM104 161V162H103ZM112 161V162H111ZM154 161V162H153ZM171 161H172V163H171ZM179 161H180V163H179ZM182 161V162H181ZM38 162H40L39 164L40 165H42V166H39V164H38ZM48 162V163H47ZM70 162V163H69ZM83 162V163H82ZM54 163V165L52 166V164ZM77 163V164H76ZM86 165H85V164ZM105 163H109L110 164V166H109V174H108V178H107V180H105V183H104V181H103V179L100 181V179L102 178L101 176H102V170H103V168H104V166L103 165H105ZM113 163V164H112ZM115 163V164H114ZM131 163V164H130ZM144 163V164H143ZM154 163V164H155ZM162 163V164H161ZM167 163V164H166ZM182 163V164H181ZM184 163H186V164H184ZM251 163L253 164L252 165V167H253V170H254V167L255 168H257V169H260V166L259 165H257L256 163V165H257V167L255 166V164L253 163V160L251 161ZM46 164H50V165H46ZM60 164V165H59ZM62 164H64V165H62ZM136 166H134V165ZM97 165V166H96ZM113 165V167L111 168V166ZM138 165H140L139 167H138ZM144 165V166H143ZM165 165H166V167H165ZM173 166V167H171V166ZM174 165H176V166H174ZM181 165H183V166H181ZM56 166V167H55ZM84 168H83V167ZM126 166V167H125ZM143 166V167H142ZM178 166V167H177ZM189 166V167H188ZM28 169H27V168ZM43 167V168H42ZM48 167H49V169H48ZM62 167V169H60V168ZM73 167V168H72ZM90 169H89V168ZM142 168V171H141V168ZM145 167V168H144ZM169 167V168H168ZM175 167V168H174ZM182 167V168H181ZM252 167H251V169H252ZM32 168V169H31ZM57 168H59V169H57ZM64 168H65V170L66 171H64ZM68 168H69V170H68ZM75 168H78L77 170L75 169ZM80 168H82V170L80 169ZM86 168V169H85ZM107 168V167H106ZM129 170H128V169ZM139 168V169H138ZM145 169V171H144V169ZM75 169V174L73 175V174H70V170H71V172H73L72 170H74ZM126 169L128 170V171H126ZM164 169V170H163ZM165 169L167 170V171H165ZM174 169V170H173ZM28 170H29V172H28ZM31 170V171H30ZM59 170H61V171H59ZM68 170V171H67ZM85 170V171H84ZM89 172H88V171ZM136 170V171H135ZM169 170V171H168ZM176 170V171H175ZM35 171V173H33V172ZM37 171V172H36ZM164 171V172H163ZM174 171V172H173ZM258 171V170H257ZM47 172V173H46ZM62 174H61V173ZM87 172V173H86ZM29 173V174H28ZM40 175H42V176H44L43 178H42V176H39V174ZM78 173H79V175H78ZM136 173V174H135ZM160 173V174H159ZM167 173H169V174H171V175H168ZM25 174L23 175V176H25ZM61 174V175H60ZM69 175V177L67 176L66 177V175ZM85 174H86V176H85ZM87 174H88V176H87ZM92 174V175H91ZM94 174V175H93ZM243 174V175H242ZM244 174H246V173H241V174H239V175H236V177H235V179H233L232 181L233 182H229V183H227L226 184V186H225V188H223L224 190H222V196H223V201L224 202H226V201H228V202H234L237 198V200L236 201H240V200H243V198H242V196H243V193L246 191L247 192V188L248 187H246L245 186V183L247 182V181H249V179H248V176H246V175H244ZM28 175H29V178H28ZM39 177H38V176ZM58 175H59V177H58ZM64 175V176H63ZM70 175H73V176H71V178H70ZM83 175H84V177H83ZM157 175H158V177H157ZM49 176V177H48ZM64 177L66 180H68L70 183H68V181H66V180H62V177ZM76 176V177H75ZM78 176V177H77ZM90 176V177H89ZM131 176V178H133ZM156 178H155V177ZM101 177V178H100ZM104 177V176H103ZM35 180H34V179ZM41 178V179H40ZM87 178V179H86ZM89 178V179H88ZM92 178H93V180H92ZM43 180V181H42ZM58 180V181H57ZM98 180V181H97ZM113 182H112V181ZM166 180H167V178H166ZM165 180V181H166ZM46 181V182H45ZM49 181V182H48ZM108 181H110L109 183H108ZM152 181V180H151ZM66 182H67V184H66ZM128 182H131V181H128ZM244 182V183H243ZM39 183H40V187H39ZM63 183V184H62ZM65 183V184H64ZM87 183V184H86ZM95 183H96V185H95ZM108 183V184H107ZM111 183V184H110ZM243 183V184H242ZM36 184V187H38V188H36V187H34V185ZM72 184V185H71ZM229 184H231V185H229ZM45 186V188H47V189H43L42 188V186ZM69 185L71 186V187H69ZM88 185V186H87ZM99 187H98V186ZM63 186H65V187H68L67 189L65 188V187H63ZM115 186V188H116V185H114ZM249 186V185H248ZM73 187H75L74 189H72ZM95 187H97V188H95ZM229 187V188H228ZM88 188H86V190H89ZM245 188H246V190H245ZM32 189V190H33ZM65 189V190H64ZM106 189V190H105ZM117 190H118V188H116ZM244 189V190H243ZM50 190V191H49ZM72 190H75L76 191V193L74 192V191H72ZM120 190H121V188H120ZM41 191V192H40ZM42 191H43V193H42ZM46 191L48 192V193H46ZM53 191V192H52ZM126 191H127V189H126ZM230 191V192H229ZM45 192V193H44ZM73 193L72 195L70 194V193ZM231 192H232V194H231ZM254 192V191H253ZM41 193V194H40ZM100 193H102V192H100ZM100 193H97V194H95L96 196H101V194ZM104 193V192H103ZM121 193H124L123 191H121ZM224 193H225V195H224ZM250 193V195L248 194V193H244V195H246L245 197H247V201H249V202H247V204H249V205H247V207H250V206H254L255 208H253V209H251V208H246L245 207V209L243 210L242 209V214H243V216H241V219H243V218H245V221L246 222H244V223H246V224H242V226H243V229H244V232L246 233V234H248V233H250V234H252V235H250V236H252V237H262V236H264V224H262V227H260V228H255V225L257 224V223H255V220L257 219V218H260V217H258L257 216V218H254L255 216H254V214L255 213H258V215L260 216L261 215V222H264V219H262V217L264 218V196H259V195H255L254 193H252V192H249ZM43 194H45V195H43ZM248 194V195H247ZM253 194V195H252ZM229 195V196H228ZM77 196H79V197H77ZM224 196H225V198H224ZM77 197V198H76ZM234 197V198H233ZM250 197V198H249ZM48 197H46V199H47ZM77 199V200H75V199ZM232 198V199H231ZM251 198H252V200H251ZM46 199H44V201H46ZM75 201H74V200ZM82 199H84V200H86V201H84V200H82ZM231 199V200H230ZM253 199L255 200V201H253ZM73 200V201H72ZM89 200V201H88ZM92 200V201H91ZM77 201V202H76ZM73 202H74V204H73ZM251 202V203H250ZM253 203V204H252ZM91 205V203H88V206H90ZM252 204V205H251ZM84 205V206H83ZM245 205V203H244V200H243V206ZM19 207H21L22 206V204H21V206L20 205H18ZM17 206V207H18ZM224 206L226 207V206H228V205H226V204H224ZM16 207V208H17ZM23 207V206H22ZM21 207V208H22ZM258 208V209H257ZM23 209V208H22ZM226 209L228 210V208L226 207ZM250 210H253L252 212L250 211ZM256 210H258V211H256ZM14 211V210H13ZM256 211V212H255ZM259 211H261V212H259ZM252 213V214H250V213ZM263 212V213H262ZM247 213V214H246ZM248 213H249V215H248ZM259 213H262V214H259ZM9 214H13L12 212L11 213H8V216H11V217H9V218H13L12 216H14V215H9ZM246 215V216H245ZM248 215V216H247ZM72 217V216H71ZM253 217V218H252ZM8 218V217H7ZM8 218V219H9ZM74 218V217H73ZM75 218H76V216H75ZM78 218V217H77ZM247 218V219H246ZM254 219V220H253ZM71 220H73V219H71ZM70 220V221H71ZM69 221V222H70ZM249 223V224H248ZM246 225V226H245ZM250 225V226H249ZM245 226V227H244ZM253 229V230H252ZM255 229V230H254ZM76 236V235H75ZM91 236V237H90ZM90 236H88V237H85L86 239H84L82 236V238L84 239V240H82V238H78L80 241H83V242H85L86 240L88 241L89 239H91L92 238V235H90ZM68 237V236H67ZM67 237H65V238H67ZM73 237L74 236H69L67 239H69V240H67L66 239V241H68V242H72L74 239H73ZM76 239V238H75ZM102 239V238H101ZM70 240H72V241H70ZM52 242V241H51ZM51 242H49V243H51ZM49 243H46V245H45V248H47V246L48 247H50L51 245L49 244ZM51 244H53V243H51ZM72 244H74V245H76V243H73L72 242ZM50 245V246H49ZM44 248V250L43 251H45L46 249ZM73 255V254H72ZM69 256L70 257H68L69 258V261H71V263L72 264H76L75 262H76V256H75V254L73 255V256H71V254L69 253ZM8 263L9 264H13L14 262H13V260L11 259V258H9L8 260ZM6 261V262H7ZM23 260H21V262H22ZM15 264V263H14ZM20 264H27L26 262H24L23 261V263H20Z\"/></svg>","mask_w":264,"mask_h":264},{"label":"water","instance_id":"water-1","mask_svg":"<svg viewBox=\"0 0 264 264\" xmlns=\"http://www.w3.org/2000/svg\"><path fill=\"white\" fill-rule=\"evenodd\" d=\"M6 2H7V0H4V2H3V7H4V11L9 15V12H8V10H7V7H6ZM112 4H113V2H111L110 5H112ZM96 20H97V19H96ZM97 26H98V22H97L96 28H97Z\"/></svg>","mask_w":264,"mask_h":264}]
</instances>
